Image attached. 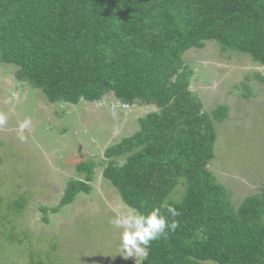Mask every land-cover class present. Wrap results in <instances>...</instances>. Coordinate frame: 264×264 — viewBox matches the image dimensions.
Returning <instances> with one entry per match:
<instances>
[{
    "label": "trees",
    "instance_id": "1",
    "mask_svg": "<svg viewBox=\"0 0 264 264\" xmlns=\"http://www.w3.org/2000/svg\"><path fill=\"white\" fill-rule=\"evenodd\" d=\"M206 42L264 66V0H0V64L14 66L17 82L51 104L111 95L154 108L103 154L102 177L127 209L167 201L180 213L143 264H264V191L235 209L208 167L226 108L203 111L183 62ZM89 167L76 165L83 179L67 180L59 208L89 193Z\"/></svg>",
    "mask_w": 264,
    "mask_h": 264
},
{
    "label": "rangeland",
    "instance_id": "2",
    "mask_svg": "<svg viewBox=\"0 0 264 264\" xmlns=\"http://www.w3.org/2000/svg\"><path fill=\"white\" fill-rule=\"evenodd\" d=\"M183 62L193 71L190 91L203 111L226 108L214 121L208 167L236 209L264 191V66L209 42L185 52ZM14 73V66L0 64V112L8 117L0 127V264H135L117 255L120 230L109 222L129 209L102 177L103 154L138 130V119L154 108L123 107L111 95L76 106L51 104ZM25 119L31 125L22 143L17 129ZM87 160L89 193L59 208L67 180L83 179L75 167ZM14 200L20 210L11 206Z\"/></svg>",
    "mask_w": 264,
    "mask_h": 264
},
{
    "label": "clouds",
    "instance_id": "3",
    "mask_svg": "<svg viewBox=\"0 0 264 264\" xmlns=\"http://www.w3.org/2000/svg\"><path fill=\"white\" fill-rule=\"evenodd\" d=\"M122 106L129 107L126 104H122ZM7 119V115L0 112V127L6 125ZM30 125V119H25L19 123L17 129L18 139L22 143L28 139L24 132ZM161 207L173 217L171 221L162 214ZM161 207H154L146 214L136 209H129L126 213L114 216L110 220V225L120 230L117 255L127 259L134 258L135 264H143L148 259L151 242L166 238L169 233L175 232L179 226V222L175 217L179 216L180 213L167 201Z\"/></svg>",
    "mask_w": 264,
    "mask_h": 264
}]
</instances>
